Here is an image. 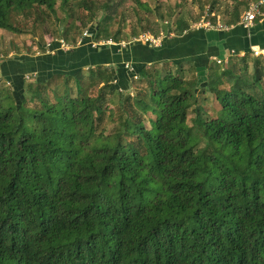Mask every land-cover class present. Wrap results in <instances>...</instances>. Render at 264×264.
<instances>
[{
  "label": "trees",
  "instance_id": "trees-1",
  "mask_svg": "<svg viewBox=\"0 0 264 264\" xmlns=\"http://www.w3.org/2000/svg\"><path fill=\"white\" fill-rule=\"evenodd\" d=\"M56 1L0 0V28L14 31L11 13L53 11ZM72 2L93 9V0L60 6ZM109 2H99L96 40L119 39L106 32L118 8ZM246 3L223 12V23L238 21ZM58 46L38 63L20 54L0 61L10 85L0 88V264H264V55L213 62L200 81L182 65L143 66L120 87L144 78L132 97L117 91L115 67L89 63L81 46L51 70ZM54 75L65 79L51 101ZM205 92L217 104L211 117ZM105 117L117 123L106 133Z\"/></svg>",
  "mask_w": 264,
  "mask_h": 264
},
{
  "label": "rangeland",
  "instance_id": "rangeland-1",
  "mask_svg": "<svg viewBox=\"0 0 264 264\" xmlns=\"http://www.w3.org/2000/svg\"><path fill=\"white\" fill-rule=\"evenodd\" d=\"M94 4L91 5L93 9L85 10L80 9L75 2L73 4H67V7L60 6V0H57L55 3V8L53 11H50L46 6L42 7H34L24 14H10L9 21L15 28L14 31L8 29L0 28V61L6 57H13L16 55H24L28 57H34L41 55L43 52L53 53L54 49L48 48L44 51L46 47H49L53 43L54 40H59V49L62 51H68L69 47H75L77 45L82 44V35L84 31L89 29V33H91L92 28L96 26L97 20L103 16V13L99 9V2L105 0H93ZM119 0H110L109 5H115ZM140 2H145L148 8L142 6H138L134 0H120L116 5L117 14L114 13L111 15L112 23L109 27V31L112 33L114 30H119L115 36H118V41L120 44H124L128 41H132L133 38H136L142 32H147L150 35L154 32L151 29H156L157 34L161 33V35H166L168 33L167 30L172 31L175 29L174 23H178V20L185 21L188 23V26L194 25H202L204 22H209L211 24L215 23H223L222 16L223 12L230 11L237 5V1L234 0H214L215 6L218 10L211 8L212 0H139ZM252 0H246V2H250ZM247 4V3H246ZM240 10L239 15L243 10L247 8V5L239 4ZM111 7L106 11H110ZM94 10L95 17L92 19H88V15L90 11ZM122 13V14H120ZM160 14L162 18H160ZM214 16V17H213ZM137 17L141 19V24L143 26L139 28V22L137 21ZM209 17H213L212 20ZM135 32V33H134ZM88 33V34H89ZM100 33H102L100 31ZM156 34V35H157ZM113 36V35H111ZM89 37L87 40L90 41L91 45H96L97 43H106L102 37H99L97 40L94 35H86ZM106 40H112L110 38ZM18 50V51H16ZM32 51V52H31ZM252 55H255L251 53ZM258 55H264L263 52H260ZM240 56V55H236ZM215 63H222L216 62ZM147 69L150 70L151 66H146ZM163 68V65H161ZM173 68V67H170ZM84 72L87 67L83 68ZM33 75V73H30ZM186 76V75H185ZM137 77V75H136ZM135 78V77H132ZM23 79L25 82H33L34 77L30 76L28 73L23 75ZM64 76L54 75L51 83L47 86V95L51 101L53 100V92L54 90L61 91L64 84ZM70 84L72 83L69 82ZM146 86V80L143 78L140 82H133L131 87L124 90L130 96H134L136 87L144 88ZM0 88L4 93V90H10V85L8 82L2 80L0 78ZM4 89V90H3ZM91 93L95 94L96 91L91 90ZM204 95L207 97L202 103V110L207 116H214L215 110L217 109V104L214 101V95L210 92H205ZM117 93L116 91L111 90L108 94H106V104L110 109L115 110L117 107ZM27 106H36V102L25 103ZM150 114L144 115V122L146 126H148V122L146 120V116ZM193 117V113L191 109H188L186 122L189 123L190 119ZM116 121L110 120L107 117L102 119L101 122L98 123L99 127L103 129V131L110 132L113 130L116 125Z\"/></svg>",
  "mask_w": 264,
  "mask_h": 264
},
{
  "label": "crops",
  "instance_id": "crops-1",
  "mask_svg": "<svg viewBox=\"0 0 264 264\" xmlns=\"http://www.w3.org/2000/svg\"><path fill=\"white\" fill-rule=\"evenodd\" d=\"M224 24L226 28L222 29L191 26L183 31L176 28L172 31L167 30L168 33L161 37L156 46L148 45L143 41H127L121 46L118 40L91 45L87 40L75 47L85 48L89 63L101 61L106 66L115 67L117 89L129 83L133 76L130 74L131 71L136 75L140 67L156 64L160 67L164 63L172 66L182 65L186 77H195L200 81L203 80L208 68L214 64L215 59L224 61L231 55H242L254 49L264 50V4L261 7V15L257 16L248 27H242L237 22ZM68 51H64L63 54L57 53L52 59L46 60L51 63V70H54L56 64L60 65L64 62ZM44 55L46 54L42 53L30 57V60ZM35 62L38 63L36 60ZM125 64L129 65L130 69L125 68ZM38 66L43 67L40 63ZM62 67L68 69L66 66Z\"/></svg>",
  "mask_w": 264,
  "mask_h": 264
},
{
  "label": "built area",
  "instance_id": "built-area-1",
  "mask_svg": "<svg viewBox=\"0 0 264 264\" xmlns=\"http://www.w3.org/2000/svg\"><path fill=\"white\" fill-rule=\"evenodd\" d=\"M264 4V0H252L250 1L247 5V9L244 10L240 17L239 20L236 21L237 24H240L242 27H248L249 25L252 24L253 20L261 15V7ZM196 27H205V28H216V29H222V28H226V25L224 23H215V24H211L209 22H204L202 23V25H194ZM89 29H87V31L85 30L83 35H82V41L83 39L86 37V35H91V33H89ZM161 33L157 34V35H150L147 32H142V34H139L136 38H133L132 41H140V42H145L148 45H153L156 46L159 44L160 40H161ZM112 40H105L106 43H112ZM60 43V42H59ZM121 46H124V44L121 43ZM260 52H263V50L259 49H254L252 50V53L255 55H258ZM214 61L216 62H220L221 60L219 59H215ZM223 62V61H221ZM125 68L130 69L129 65L125 64L124 65ZM132 77H135V75H133ZM120 90V89H119Z\"/></svg>",
  "mask_w": 264,
  "mask_h": 264
}]
</instances>
